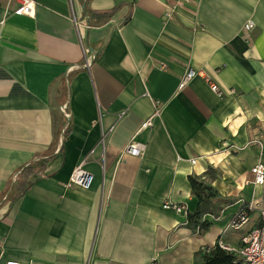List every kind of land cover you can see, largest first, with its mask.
Instances as JSON below:
<instances>
[{"label": "crops", "instance_id": "1", "mask_svg": "<svg viewBox=\"0 0 264 264\" xmlns=\"http://www.w3.org/2000/svg\"><path fill=\"white\" fill-rule=\"evenodd\" d=\"M32 1L18 15L0 0V264H198L220 238L239 245L259 215L229 223L264 194L249 145L264 140V0H190L171 17L177 0ZM189 68L205 76L179 89ZM133 138L142 157L123 155ZM48 151L16 196L18 172ZM85 159L92 186H69ZM191 178L212 187L206 228L189 220Z\"/></svg>", "mask_w": 264, "mask_h": 264}, {"label": "built area", "instance_id": "2", "mask_svg": "<svg viewBox=\"0 0 264 264\" xmlns=\"http://www.w3.org/2000/svg\"><path fill=\"white\" fill-rule=\"evenodd\" d=\"M187 2H190V0H177L173 5L168 6L166 16L171 17L178 6ZM8 3L17 4L16 9L14 10L15 14L33 15L35 12V3L32 0H8ZM74 22L79 32L82 24L75 18ZM254 27V20H249L244 24L245 31H250ZM84 65L88 69H90L92 65V59L89 57L87 50H84ZM197 75L205 76L204 71H198L193 68H189L180 80L179 89L185 87ZM211 89L221 97L225 95V91L222 90L216 83H211ZM230 91L233 93L236 92L234 88H231ZM64 111L66 112L65 109ZM125 113L126 111H123L119 114V116L121 117ZM157 117H161V109L159 107H156L155 112L143 123L140 130L147 127H152L154 124V119ZM107 137L108 131H103L100 140V144L103 148ZM249 145H253L258 148L257 161L251 168V172L253 174V183L258 186H264V140L259 136H255L249 141ZM226 147H230L228 143H226ZM145 151L146 143L138 140L137 138H133L123 148L122 152L123 155L129 154L136 157H142L145 154ZM86 161L87 159L83 160L75 167L69 179V186H79L84 189H89L92 186L94 175L86 169ZM195 161V159L192 160L193 163H195ZM163 207L165 209H173L176 212H183L185 214H188L189 212V208L186 203L180 204L167 201L164 203ZM251 212H257L259 215V220L243 235L239 245L228 243L223 238L218 239L217 243L222 249L238 256L242 260V264H264V194L260 197H253L251 200H249L246 205H244L239 211H237L236 214L233 215L229 226L235 230L242 228L250 221ZM4 264L24 263L17 259L9 258L5 260Z\"/></svg>", "mask_w": 264, "mask_h": 264}, {"label": "trees", "instance_id": "3", "mask_svg": "<svg viewBox=\"0 0 264 264\" xmlns=\"http://www.w3.org/2000/svg\"><path fill=\"white\" fill-rule=\"evenodd\" d=\"M52 156L53 152L51 151L38 154L33 160L23 166L14 178V185L17 190L16 196L23 194L26 189L30 187V176L35 173L43 172L47 162ZM191 185L194 194H196L200 200V204L198 210L189 215V220L194 226L206 228L209 225V222L200 221V218L203 210L209 209L212 205L210 200L213 196L212 187L195 178H191ZM198 264H242V260L235 254L222 249L216 242L214 245L204 248Z\"/></svg>", "mask_w": 264, "mask_h": 264}]
</instances>
